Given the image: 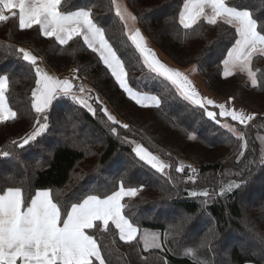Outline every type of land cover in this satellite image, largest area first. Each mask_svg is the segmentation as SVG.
I'll use <instances>...</instances> for the list:
<instances>
[{"label":"trees","instance_id":"1","mask_svg":"<svg viewBox=\"0 0 264 264\" xmlns=\"http://www.w3.org/2000/svg\"><path fill=\"white\" fill-rule=\"evenodd\" d=\"M126 1L156 48L178 66L195 64L203 84L214 95L233 98L254 113L255 119L247 125L218 117L221 124H234L245 134V156L239 157L243 141L144 66L111 0H64L67 8L92 7L95 21L125 63L129 85L159 95L161 107L136 105L81 38L60 46L40 35L37 26L20 30L16 19L0 22V74L9 76L6 96L17 113L14 119L0 121V152L11 153L0 156V187L23 182L26 195L50 189L63 205L89 194L103 198L117 190L122 180L126 186L143 185L136 197H126L123 202L127 205L124 214L140 231L136 241L131 245L120 241L111 222L107 232L87 230L101 245L108 264H264V56L253 57L256 86L243 72L224 77L222 60L234 42V29L222 22L212 26L201 21L185 38L186 30L179 24L183 0ZM248 2L260 4V0ZM19 47L30 48L58 73L79 68V79L91 86L87 89L95 114L70 96H58L45 113L48 129L24 148L13 144L33 131L38 118L31 108L35 74L16 53ZM95 97L130 129L108 121L100 111L104 106ZM113 127L116 133L111 131ZM136 140L168 157L169 171L158 173L140 161L131 143ZM181 164L191 167L177 172ZM232 182L242 186L218 195ZM203 191L210 196L199 195ZM181 221L186 222L177 233L175 226ZM145 233L149 238L155 235L161 248L145 250ZM212 233L217 238L208 249H200L199 242ZM189 247L195 250L193 255H185Z\"/></svg>","mask_w":264,"mask_h":264},{"label":"snow or ice","instance_id":"2","mask_svg":"<svg viewBox=\"0 0 264 264\" xmlns=\"http://www.w3.org/2000/svg\"><path fill=\"white\" fill-rule=\"evenodd\" d=\"M111 4L115 8V15L123 22L127 39L139 53L144 66L170 82L184 100L203 109L209 119L227 129L238 141H243L239 145V157H244L248 147L245 134L227 122L221 124L219 118H230L240 125H247L255 116L224 103L216 104L212 99L202 96L188 74L163 63L149 47L141 29L136 27L138 17L126 7H122L117 0H111ZM10 18L18 20L20 30L37 26L40 35L54 39L60 46L68 45L74 38H81L83 45L98 55L116 84L136 105L142 108L161 107L162 99L159 95L141 93L129 85L125 63L106 37L105 29L95 21L92 7L72 5L67 8L64 6V0H0V22H7ZM201 21L212 26L222 22L234 29V42L226 49V56L222 60L223 75L229 77L236 70L246 72L252 85L256 86V72L252 70L251 65L254 56H264V0H260L259 7L248 0H183L179 11V24L186 30L185 38L189 35L188 30L195 32L194 26L199 25ZM15 51L30 65L35 74L36 87L31 90V108L38 118L35 120L33 131L19 142L13 140V144L24 148L48 129V117L45 113L57 96H70L73 101L95 114L96 109L88 103V99L74 91L77 87L74 81L79 79V68L73 70L70 79H59L41 68L38 64L39 58L30 50L19 47ZM195 70L194 67L192 71ZM8 84L9 76L0 74V121L17 116L8 106ZM78 91L81 94L90 92L83 84L79 85ZM94 99L99 102V97ZM209 106L217 108L218 113L209 110ZM100 111L113 125L130 129L129 124H121L106 106L101 107ZM111 131L116 133L117 129L113 127ZM131 143L135 145V156L156 172L165 174L166 169L172 167L142 144L135 141ZM10 155L8 151L0 152L3 157ZM261 163H264V158ZM185 167L191 166L181 164L175 170L183 172ZM241 186L239 183H229L220 189L218 195L223 196ZM142 188L143 185L126 186L122 180L117 190L103 198L97 194H89L75 202L62 205L54 199L50 189L36 190L34 194L26 195L23 182L20 186L0 187V264H108L102 254L101 245L87 230L102 228L107 232L111 222L118 230L119 240L131 245L137 240L138 227L124 214L127 205L122 201L125 197H136ZM191 195L198 194L192 192ZM199 195L209 197L210 193L203 191ZM185 222L181 221L175 226L177 233L182 232ZM216 238V233L206 236L199 242V248L208 249ZM143 239L145 250L150 247L161 248L155 235L149 238L145 233ZM261 240L264 242V237H261ZM194 252L191 247L185 249V255H193Z\"/></svg>","mask_w":264,"mask_h":264},{"label":"crops","instance_id":"3","mask_svg":"<svg viewBox=\"0 0 264 264\" xmlns=\"http://www.w3.org/2000/svg\"><path fill=\"white\" fill-rule=\"evenodd\" d=\"M127 2V1H126ZM130 7V6H129ZM138 22V20H137ZM139 24V23H138ZM136 27H139L137 24H136ZM141 29V28H140ZM142 31V30H141ZM142 34L146 37L147 39V43L149 45V47H151L155 53L157 54L158 58L163 62L165 63L166 65L172 67V68H175V69H178V70H181L183 72H185L186 74H188L189 76V79H191L194 83V85L196 86L197 90L199 91V93L204 96V97H207L209 99H212L216 104H220V103H224L226 106H230V107H233L235 109H237L238 111H244L245 113L247 114H250V115H254V113L252 111H250L248 108L242 106L241 104H239L237 101H235L234 99H231L230 98H226V97H221V96H216L214 95L204 84H203V81L198 73V70L196 68L195 71H188V67L189 66H186V67H181V66H178L176 65L174 62H172L164 53H162V51H160L158 48H156L152 43L151 41L149 40V38L142 32ZM24 48V47H23ZM27 48V47H25ZM30 49V48H29ZM58 75L59 73L56 72ZM60 76V75H59ZM63 77V76H62ZM142 93V92H141ZM149 94V93H147ZM150 95H154V94H150ZM9 106V104H8ZM10 107V106H9ZM209 110L211 111H216L218 113V109L213 107V106H209ZM255 116V115H254ZM249 123V122H248ZM40 190H47V189H40ZM126 198V197H125ZM124 198V200H125ZM124 200L122 201V203L124 202ZM139 229H138V235H139ZM89 234V233H88ZM247 264H253V263H247Z\"/></svg>","mask_w":264,"mask_h":264},{"label":"rangeland","instance_id":"4","mask_svg":"<svg viewBox=\"0 0 264 264\" xmlns=\"http://www.w3.org/2000/svg\"><path fill=\"white\" fill-rule=\"evenodd\" d=\"M117 2L122 6V7H126L127 9H128V11H130V12H132L133 14H134V12L132 11V9L129 7V5H128V3L126 2V0H117ZM135 15V14H134ZM136 24L139 26V24H138V22H136ZM143 32V31H142ZM144 33V32H143ZM25 48V47H24ZM25 49H28V50H30L34 55H36L39 59H38V64H39V66L41 67V68H43L49 75H52V76H55V77H57V78H59V79H70L71 77H72V75H69V76H66V77H62V76H59L57 73H56V71L41 57V56H39V55H37L35 52H33L31 49H29V48H25ZM163 53V52H162ZM197 68L196 67V65L195 64H191V65H189V67L187 68L188 69V71H191L193 68ZM251 67H252V65H251ZM252 70L254 71V72H256L254 69H253V67H252ZM235 72H240L239 70H236V71H234L233 73H235ZM243 73H246V72H243ZM247 74V73H246ZM248 75V74H247ZM248 78H249V76H248ZM256 78H257V76H256ZM249 81L251 82V79L249 78ZM77 93V95H83L85 98H87L88 99V103H90L91 105H92V107L93 108H95L94 107V105L92 104V101H93V97L90 95V93L89 92H86V93H84V94H81V93H78V92H76ZM58 97V96H57ZM101 103H102V105L103 106H106L107 108H108V106L104 103V102H102L101 100H99ZM50 107V106H49ZM108 110H109V112L113 115V116H115L116 117V115L108 108ZM116 119H117V117H116ZM118 120V119H117ZM121 121V120H120ZM48 123V122H47ZM227 123H229V122H227ZM229 124H231V123H229ZM231 125H233L234 127H236L237 128V126H235L234 124H231ZM239 131V130H238ZM136 143H140V144H142L144 147H146L149 151H151L154 155H158L162 160H164V161H166L167 163H169L170 165H171V162H170V159L168 158V157H166L164 154H162L161 152H159V151H154V150H152V149H150L146 144H144L142 141H140V140H136L135 141ZM135 147V145L133 144V148ZM169 169L170 168H168V169H166V173L169 171Z\"/></svg>","mask_w":264,"mask_h":264},{"label":"built area","instance_id":"5","mask_svg":"<svg viewBox=\"0 0 264 264\" xmlns=\"http://www.w3.org/2000/svg\"><path fill=\"white\" fill-rule=\"evenodd\" d=\"M73 70H74V68H71V69H69L68 71L60 72L59 75H60V76H63V77H66V76H69V75H73ZM74 84L77 86L76 88H74V91H76V92H78V93H79V91H78V87H79V85H81V84H83L86 88L91 87L89 83L84 82V81H82V80H80V79L75 80V81H74Z\"/></svg>","mask_w":264,"mask_h":264}]
</instances>
